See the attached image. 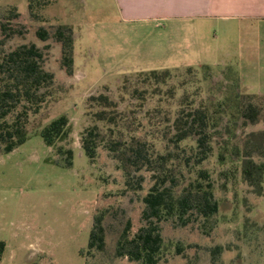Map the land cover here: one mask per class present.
Wrapping results in <instances>:
<instances>
[{
	"label": "rangeland",
	"instance_id": "rangeland-1",
	"mask_svg": "<svg viewBox=\"0 0 264 264\" xmlns=\"http://www.w3.org/2000/svg\"><path fill=\"white\" fill-rule=\"evenodd\" d=\"M29 3L0 0L3 9L17 8L26 27V34L12 38L6 49L32 43L48 46L44 67L66 91L32 118L24 145L0 154V241L7 243L0 264H138L117 257L115 248L127 221L133 233L142 226L143 197L153 184L151 175L143 173V191L124 194V174L107 151L100 148L94 162L88 159L81 140L93 124L89 98L108 95L138 130L136 135L155 138L161 153L174 150L162 136L170 132L179 111L205 105L213 110L239 93H264V58L262 68H249L247 59L264 57V22H126L114 0H56L44 7L36 3L40 19L34 20ZM62 24L75 31L73 76L61 67V45L36 36L39 27ZM189 68L194 71L189 73ZM164 70H171L172 77L159 86L142 75ZM173 88L174 98L169 93ZM183 96L188 100L181 106ZM62 115L69 118L70 137L48 147L40 131ZM223 116L226 124L229 114ZM237 130L241 132L239 126ZM215 140L222 142L221 134ZM59 147L72 149L71 167L64 165ZM218 152L215 149L203 164L221 206L217 227L205 236L198 225L183 228L163 222L166 249L160 264H264V195L254 194L239 175L224 187L220 174L230 164L222 166ZM179 154L185 162L187 153ZM104 209L110 210L105 222L107 248L83 256L94 217ZM178 246L183 248L180 255ZM217 246L224 251L214 260L212 249Z\"/></svg>",
	"mask_w": 264,
	"mask_h": 264
},
{
	"label": "trees",
	"instance_id": "trees-1",
	"mask_svg": "<svg viewBox=\"0 0 264 264\" xmlns=\"http://www.w3.org/2000/svg\"><path fill=\"white\" fill-rule=\"evenodd\" d=\"M53 1L56 0H30L31 18L40 19L36 3L44 7ZM20 18L17 8L0 7V154H9L24 145L30 138L32 118L40 115L54 97L66 91L56 84L54 73L44 67L48 46L40 48L32 43L6 49L7 42L12 38L26 34V27L21 24ZM36 36L42 42L53 39L61 45V67L68 76H73L74 27L66 24L49 29L39 27ZM193 71V68L188 69L189 73ZM142 75L148 82L159 86L171 79L172 71H150ZM125 89L127 91L128 87ZM169 93L172 98L176 96L174 88ZM187 100L188 96H183L181 106ZM223 114H229L226 124ZM88 115L93 124L85 129L81 140L88 159L94 162L100 148L107 151L124 174V194L144 190V172L151 175L153 182L143 197L142 226L133 233L131 221H127L117 240L115 254L119 258H128L138 264H160L166 249L161 231L163 222H172L176 227L183 228L198 225L205 236L213 233L221 206L215 196L211 173L203 168V164L215 149L219 150L221 165L227 167L230 164L220 174L225 179L224 187L239 175L254 194L264 195V95L239 93L226 98L213 110L205 105L179 111L170 132L162 136L163 140L168 139V147L173 146L174 150L170 147L164 153L157 150L155 138L149 140L136 135L138 130L133 128V123L119 110L118 103L108 95L91 96ZM219 127L222 131H218ZM218 133L222 142L215 140ZM70 134L66 115L51 121L40 131L44 143L51 148L68 140ZM186 142L193 144L183 145ZM179 150L187 153L185 162H182ZM57 153L65 160L66 167L72 166V149L59 147ZM187 174L193 177L188 178ZM109 211L104 209L95 215L88 249L82 251L83 256L106 250L105 222ZM6 250L7 243L0 241V263ZM182 251L183 248L178 246V255ZM223 251V246L214 247V260Z\"/></svg>",
	"mask_w": 264,
	"mask_h": 264
},
{
	"label": "crops",
	"instance_id": "crops-1",
	"mask_svg": "<svg viewBox=\"0 0 264 264\" xmlns=\"http://www.w3.org/2000/svg\"><path fill=\"white\" fill-rule=\"evenodd\" d=\"M126 22H264V0H114ZM259 55L248 56L249 68H262ZM258 95H264L258 94Z\"/></svg>",
	"mask_w": 264,
	"mask_h": 264
}]
</instances>
